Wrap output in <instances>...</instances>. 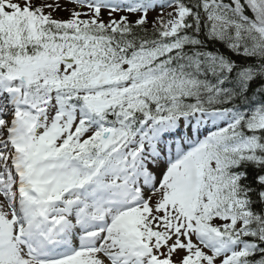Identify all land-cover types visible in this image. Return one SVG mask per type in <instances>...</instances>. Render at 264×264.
<instances>
[{
	"label": "snow or ice",
	"instance_id": "obj_1",
	"mask_svg": "<svg viewBox=\"0 0 264 264\" xmlns=\"http://www.w3.org/2000/svg\"><path fill=\"white\" fill-rule=\"evenodd\" d=\"M0 264H264V0H0Z\"/></svg>",
	"mask_w": 264,
	"mask_h": 264
}]
</instances>
